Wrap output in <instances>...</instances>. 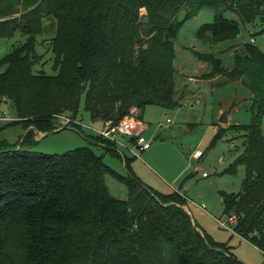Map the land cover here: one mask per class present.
<instances>
[{"label":"trees","instance_id":"1","mask_svg":"<svg viewBox=\"0 0 264 264\" xmlns=\"http://www.w3.org/2000/svg\"><path fill=\"white\" fill-rule=\"evenodd\" d=\"M204 8L214 10L213 21L197 38L211 46L239 35L226 12L264 27V0H0V38L26 37L0 60V103L14 111L8 125L25 129L15 146L0 141V264H244L197 227L184 194L154 192L131 173L128 158L122 176L89 147L62 155L33 150L37 132L57 131L63 114L75 119L83 93L92 124L115 125L133 110L139 120L147 105L176 108L174 40ZM47 20L55 75L33 71ZM195 57L209 66L205 79H245L251 92L250 123L228 127L245 135L225 171L244 167L242 190L223 194L222 203L224 215L236 218L233 231L264 254V52L245 43L231 68L213 53ZM96 138L118 156L114 143ZM106 175L125 185L126 200L109 195Z\"/></svg>","mask_w":264,"mask_h":264},{"label":"rangeland","instance_id":"2","mask_svg":"<svg viewBox=\"0 0 264 264\" xmlns=\"http://www.w3.org/2000/svg\"><path fill=\"white\" fill-rule=\"evenodd\" d=\"M184 13L185 10H181L177 14L178 21L183 19ZM141 14H144V10ZM213 16L214 10L201 9L196 16L185 21L174 40L177 107L163 109L156 105L145 106L139 121L147 127L143 135L151 143L148 150H133L130 136L116 134L118 144L116 141L112 143L118 156H114L101 147L103 142L89 137L99 128L91 123L84 109L85 93L80 97L75 119L63 114L74 120L75 125L61 126L59 119L57 131L53 134L40 136L36 133L33 150L42 154L62 155L79 147H89L97 155L103 156L104 163L110 169L122 176L127 175L124 158H128L131 173L154 192L161 195L172 192L184 194L191 220L206 236L225 245L244 264H264L262 252L238 237L230 228L218 223L219 220L227 222L228 219L223 212V194L240 193L244 181V167L241 164L235 167L234 173L225 172L242 153L245 141L243 131L236 132L228 127L250 123L252 95L245 79L229 81L224 76L205 79L203 75L209 71V66L195 57V52L213 53L221 59L225 68H231L232 55L243 44L249 43L251 37L254 39L252 44L264 52V27L259 23L243 24L233 13L226 12V18L237 21L239 35L233 40L211 46L201 42L197 32L205 24L211 23ZM52 22L45 21V31L36 37V52L41 56V62L33 67L34 73L56 74L53 54L49 49V41L54 36ZM25 38L19 31L9 38H0V60L23 43ZM224 111L229 121L227 125L219 122ZM3 113L7 120H0V141L15 146L25 134V129L20 124L8 125L15 119L8 102L0 103V116ZM136 115L137 111H132L128 117L138 120ZM261 123L264 126V114ZM220 134L221 138H216ZM105 183L112 198L127 199L124 184L111 175L105 176ZM201 204L205 206L204 209L199 206Z\"/></svg>","mask_w":264,"mask_h":264},{"label":"built area","instance_id":"3","mask_svg":"<svg viewBox=\"0 0 264 264\" xmlns=\"http://www.w3.org/2000/svg\"><path fill=\"white\" fill-rule=\"evenodd\" d=\"M250 34L252 35L253 33ZM250 42L254 43V39L252 37ZM59 119L61 126L70 127L71 124H75L74 120H72L70 117H64L61 115L59 116L58 120ZM0 120H7V118L4 117V113L3 116H0ZM145 128L146 126L139 120L125 117L115 125H110V123L103 124V128L96 130V132L101 138L110 141H116V134L130 136L133 139L134 144L132 149L142 152L148 150L151 146L150 141L146 140V138L142 135V132ZM203 176H206V174H203ZM201 208L204 209V205H202ZM227 218V222L219 220L218 223L220 226L224 228H230L231 231L234 232L233 226L236 223V218L233 215L227 216Z\"/></svg>","mask_w":264,"mask_h":264},{"label":"water","instance_id":"4","mask_svg":"<svg viewBox=\"0 0 264 264\" xmlns=\"http://www.w3.org/2000/svg\"><path fill=\"white\" fill-rule=\"evenodd\" d=\"M148 21H149L148 17L144 16L143 19H142V23L145 25L144 32L146 34H148L151 31V29H152V26L148 24ZM144 48H146V45H144ZM219 122L222 123V124H226L227 123V112L224 111L221 114ZM55 131L44 133L43 136H47V135L53 134Z\"/></svg>","mask_w":264,"mask_h":264},{"label":"crops","instance_id":"5","mask_svg":"<svg viewBox=\"0 0 264 264\" xmlns=\"http://www.w3.org/2000/svg\"><path fill=\"white\" fill-rule=\"evenodd\" d=\"M134 111V110H133ZM229 123V121H228V117H227V123H226V125ZM97 126H98V128H99V130L101 129V128H103V124H101V123H95ZM147 128V127H146ZM145 128V129H146ZM92 129V128H91ZM145 129L143 130V132H142V135H143V133H144V131H145ZM92 130H94V129H92ZM95 132V134H93V135H90L89 137H97L98 136V134H97V132H96V130L94 131ZM37 133H39V132H37ZM40 134V136L42 135L43 136V134L44 133H39ZM144 136V135H143ZM37 139V138H36ZM108 141H110V140H108ZM131 141H132V143H133V139L131 138ZM110 142H113V141H110ZM116 143H117V141H116ZM118 144V143H117ZM99 146H101V144L99 145ZM101 147H103V145L101 146ZM148 187H150V186H148ZM151 188V187H150ZM185 196V195H184ZM185 199H187L186 198V196H185ZM203 204H201V205H199L200 207L202 206ZM185 208V210L189 213V215H190V212H189V210H188V208L185 206L184 207ZM204 208H205V206H204ZM234 234H235V232H233ZM237 235V234H236ZM238 236V235H237ZM238 237H240V236H238ZM241 238V237H240Z\"/></svg>","mask_w":264,"mask_h":264}]
</instances>
